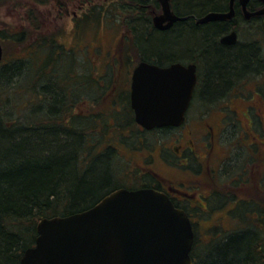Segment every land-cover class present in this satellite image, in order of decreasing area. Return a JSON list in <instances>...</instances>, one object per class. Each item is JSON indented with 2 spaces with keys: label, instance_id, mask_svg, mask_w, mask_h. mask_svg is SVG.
I'll use <instances>...</instances> for the list:
<instances>
[{
  "label": "flooded vegetation",
  "instance_id": "af4514ba",
  "mask_svg": "<svg viewBox=\"0 0 264 264\" xmlns=\"http://www.w3.org/2000/svg\"><path fill=\"white\" fill-rule=\"evenodd\" d=\"M21 1L28 0H19V3ZM38 1H41V4H33L32 1V9L26 14L22 13V4L18 6L20 15L14 37H4L0 34V68L13 63L21 66L28 58L35 70L37 66L45 63L47 77H60L53 75V64L54 58L62 56L70 66L77 65L80 68L78 72L74 70L72 74L67 73L61 77H92L93 87H104L86 89L85 81L79 79L76 95L74 91L66 93L76 96L74 100L67 98L66 101L73 113L77 110L82 119L88 114L92 117L91 133H86L87 136L83 138L84 142H88L89 149L83 155L85 165L101 156L103 152L112 151L109 165L116 180L115 187L106 192L96 204L119 190H152L164 195L175 209L185 212L194 239L195 228L210 220L223 224L225 221L236 220L237 214L256 222L261 220V194H264V36L259 31L262 29V16L246 19L239 1H234V17L223 21L233 22V25L229 24L225 31L216 37L210 50L216 47L230 55L253 49L254 60L251 65L244 67L221 93L209 99L207 83L210 75L204 58L205 52L194 50L190 54H180L176 58L163 61L149 52L148 46L156 37L171 35L181 24L190 23L191 18L176 10L172 6V0L171 10L176 16L185 19L173 22L168 28H163L168 22L162 16L157 0H96L101 1L97 4H92V0ZM263 7L264 3L260 0H248L246 5L248 12H255ZM98 9L107 11V14L111 13L104 25L103 19L100 20L101 24L111 31H118L112 36L110 34L107 40L100 38L97 33H89V36L85 37L87 24L91 26L98 22V18H103ZM207 13L195 18L196 26L197 21ZM155 18H160L159 27L154 23ZM58 21L63 25L56 27L63 28L62 36L68 39V42L55 40L54 24ZM208 24L210 23L199 25ZM67 26L68 31L65 30ZM26 33L33 37L29 42L31 51L26 56L27 53H22L12 59L20 63L10 60L3 65L5 39L10 43L14 42V39L21 41L25 39ZM231 33H235V42L222 44L220 39ZM206 52H209V49ZM142 62L160 68L172 64L194 66L196 83L184 113V120L179 126L146 130L135 122L130 106L131 78L135 67ZM123 66H126L125 70ZM116 69L118 73H113ZM102 94L109 96L105 102V117L107 121L110 120L107 126L117 124L116 113L118 114L123 106L121 98L128 96L137 137H128L129 131H125L123 137L113 136V133L109 134L106 144H100L97 133L101 131L102 126L100 127L97 118L101 111L97 115L91 111L100 106L97 95ZM85 95L92 99H87ZM112 106L113 110L110 109ZM193 112L196 116L197 113L201 115L207 112H214V115L211 121L199 123ZM154 132L158 137L151 141L144 137H149ZM92 143L94 145H91ZM122 156H129L128 159L123 157L124 161L131 164L127 170H122L118 161ZM131 156H139L141 165L133 162ZM116 164L120 167L117 168ZM221 176L226 179V191L223 188H214L220 187L218 179ZM221 231L229 233L234 230L227 224Z\"/></svg>",
  "mask_w": 264,
  "mask_h": 264
},
{
  "label": "trees",
  "instance_id": "16d2710c",
  "mask_svg": "<svg viewBox=\"0 0 264 264\" xmlns=\"http://www.w3.org/2000/svg\"><path fill=\"white\" fill-rule=\"evenodd\" d=\"M227 1L172 0L176 10L191 18L190 23L181 24L171 35L156 37L148 46L150 54L161 61L194 50L205 52L210 75L209 99L221 93L254 60L253 49L230 55L216 47L210 50L216 37L233 22L197 26L194 23L196 17L206 12L225 11ZM98 13L103 17L107 11L98 9ZM260 20L259 32L264 36V16ZM23 64L0 68V264H19L23 253L35 245L36 227L41 219L86 211L116 183L109 165L111 150L85 165L83 155L89 149L83 138L88 125L93 123L73 113L66 102L67 98L76 97L79 79L85 81L86 89L104 87H93L92 77H61L74 72L72 65L63 68L53 64V75L60 77H47L45 63L37 70L30 61ZM20 74L22 92L15 77ZM67 91H74L75 95H68ZM17 97H22V101L11 106L10 101ZM121 100L117 124L105 126L101 132L116 127L120 131L114 132L116 137H123L125 131L135 137L137 129L128 96ZM6 103L10 113L1 111ZM236 219L239 226H232L234 231L229 233L221 231L215 241L196 246L194 239L190 253L193 264H264L261 222L240 214Z\"/></svg>",
  "mask_w": 264,
  "mask_h": 264
},
{
  "label": "water",
  "instance_id": "95a60500",
  "mask_svg": "<svg viewBox=\"0 0 264 264\" xmlns=\"http://www.w3.org/2000/svg\"><path fill=\"white\" fill-rule=\"evenodd\" d=\"M157 1L168 22L163 28L185 19L174 14L170 0ZM234 1H228L227 11L208 12L197 23L231 20ZM238 1L246 19L264 16V7L248 12V0ZM158 22L160 18H155L159 27ZM220 42H235V33ZM195 83L194 66L140 63L130 88L135 122L146 130L179 126ZM36 232L35 245L23 253L19 264H192L194 235L188 217L152 190L116 191L86 211L41 219Z\"/></svg>",
  "mask_w": 264,
  "mask_h": 264
},
{
  "label": "rangeland",
  "instance_id": "374dc122",
  "mask_svg": "<svg viewBox=\"0 0 264 264\" xmlns=\"http://www.w3.org/2000/svg\"><path fill=\"white\" fill-rule=\"evenodd\" d=\"M32 1L31 0H30V2H29V0L26 1V2L21 1L20 3H19V0H2V1H0V34L2 33V35L4 37L5 36L8 37V35H10V37H14L15 27L17 25L16 22L18 20V16L20 15L18 6H20V4H22V6H23L22 7V9H23L22 13L26 14V13L29 12V10L32 9V5H33ZM98 2H101V1L92 0V4H97ZM110 16H111V13H108L105 16H103V18H98V22H96L94 24H91V26H90V24H87V27L84 30V32L86 33L85 37L89 36L88 35L89 33L90 34H96L97 33V34L100 35V38H102L103 40H107L108 37L110 36V34L112 36L114 33H117L118 31H116V29H113L111 31V29L106 28L105 26H103L105 24V22H106V18H108ZM101 19H103V22H102L103 25L100 22ZM60 24H61L60 21H58L56 25L54 24V32H55V35H56L55 40L59 41V42H63V41H67L68 42L69 40L62 36V35H64L63 28L62 27H61V29L57 28ZM61 25H63V23ZM24 27H26V26H24ZM68 29H69V26H67V28H65L66 31H68ZM29 32H30V30L27 31V33H29ZM27 33H26L25 39H23L21 41H18L16 39H14L15 41L10 43L7 39H5V41L3 43V54H4V56H3L4 57L3 65L6 64L7 62H9L10 60L14 59L16 57V55H18V54L27 53V54H25V56L28 55V53L31 51L29 42L31 40H33V37H31V34L29 35ZM85 40H88V39H85ZM21 57L24 58L23 56H21ZM26 59H27V61H29L28 58H26ZM54 60H55L54 64H55L56 67L62 66L63 68H65V67L68 68L70 66V64L67 62V59L65 57L61 56V58H54ZM12 61H14V60H12ZM15 61L17 62V60H15ZM25 61L26 60H24L23 62H25ZM17 63H20V62H17ZM59 63H61V65ZM42 66H44V65H41V68H42ZM125 67L126 66H123L124 70H125ZM79 68L80 67H78L77 65H73L71 70L72 71L76 70V72H78L77 70H79ZM132 68H133V66H132ZM109 72L111 73V71H109ZM113 73H118L117 69H116L115 72L113 71ZM15 77H18L17 81H18V84H19L22 75L15 76ZM25 77H30V74L25 76ZM93 78L95 79L97 77H93ZM263 78L264 77H262V89H263V92H264ZM110 79H111V77H110ZM18 86H19V89H20L19 92H22L21 83ZM85 88H86V83H85ZM85 97H87V99H88L89 96L85 95ZM108 97L109 96H107L106 94L105 95L104 94L97 95V101H99V105L100 106L95 108V110L91 111V113H94L96 115L98 113H100V111H101V114L97 118V121H98L100 127L102 126L101 129H103L105 126H107V122L108 123L110 122V120L107 121L106 117H105L106 116L105 115V109H106V103L105 102L108 99ZM90 99H92V98H90ZM19 101L20 102L22 101V97L21 98L17 97V100H14V98H13V100L10 101V105L12 106V104L19 103ZM10 105H7V103H6L5 107L3 106L1 111H6L7 113H10V111H9L10 109L8 108V106H10ZM25 106L26 105H24V107ZM89 109L91 110V108H89ZM110 109L113 110L114 107L112 106V107H110ZM78 113L79 112L76 110L75 114L77 116H78ZM193 113H195V112H193ZM213 113L214 112H207L206 114H201V115L199 113H197L198 114L197 116H196V113H195V114H193V116L197 117V121L199 123H203L204 121H211L212 115H214ZM89 115L90 114L86 115V118H85L86 120H90L92 118ZM88 127H90V128L87 130V133L90 134L91 133L90 129L92 130V128H91L92 124H89ZM103 132L100 131V132L97 133V137H98L97 139H100V141H101L100 144L101 145L107 143V139L109 138L108 137L109 134H113L114 132L120 133V131H118V130L116 131L115 128H113V130H111V131L108 130L107 133L103 134ZM114 135H115V133L113 134V136ZM157 135L158 134L154 132L153 134H150L149 137L147 135H144V137L147 138L148 141H151L153 138L158 137ZM134 136L137 137V135H134ZM129 137L132 138L133 136L131 137V135H130ZM123 157H125V156H122L121 158H118V161L121 163L122 170H127L131 164L129 162H127V161H124ZM131 157H132L133 162H138V164L141 165L139 156H131ZM125 158L128 159L129 156H127ZM119 167L120 166L117 165V168H119ZM225 180L226 179L223 176H221L218 179V183L220 184V187H214V186L213 187L216 188V190H221L222 188L224 189ZM224 191H226V190L224 189ZM261 215H262L261 216V220L259 222H261V224H260L261 230L263 229V231H264V194L263 193L261 194ZM203 216L207 217L206 214H203ZM227 224H229V225H231L233 227H235V226L238 227L239 226V223H238L237 219L236 220L225 221L223 224L222 223H218V221L216 222V221L210 220L207 223L204 222L203 224L201 223V225H198L195 228V231H196V234H195L196 235L195 236L196 246L201 245L202 242H205V244H207L209 242L215 241V239L218 238V235L221 232L222 228H224V226H226ZM251 224L253 226H255L253 223H251ZM258 225H259V223H258Z\"/></svg>",
  "mask_w": 264,
  "mask_h": 264
}]
</instances>
